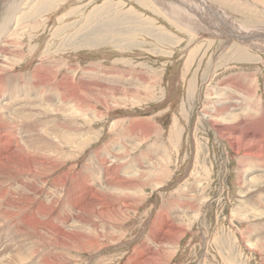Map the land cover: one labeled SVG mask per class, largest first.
<instances>
[{"label": "rangeland", "instance_id": "obj_1", "mask_svg": "<svg viewBox=\"0 0 264 264\" xmlns=\"http://www.w3.org/2000/svg\"><path fill=\"white\" fill-rule=\"evenodd\" d=\"M207 1L213 5H219L218 8L226 11V20L229 19L232 23L230 18L232 17L237 22L236 26L240 24L244 28H264V0ZM34 2L35 0L31 3L29 0H24L19 3V13L15 19H11L13 23L9 28L10 32H8L11 33L7 37V43L10 46H5V51H9L8 54H5L8 61L0 68L2 77L0 92L3 95L1 100L8 103L2 106L10 112L12 119L20 120L25 125L29 121L30 104H27L23 98H29L31 101V98L34 99L35 92L41 90L38 87L34 88L30 83L37 79L34 75L36 70L42 71L40 59H52L57 63V67L54 68L55 73L45 70L48 71L46 78L49 83L54 77H62L63 73L60 72L65 71L71 63L77 65L76 77L81 75L82 68L90 64L92 73L96 75L94 80L98 81L97 85H120L124 81L119 79L121 75L130 79L129 76L132 77L134 72H138L144 78L146 77L152 91L147 95L143 86L142 92L147 96L142 95L134 99L124 95L122 91L116 95L118 98L111 94L103 97L105 103L98 101L97 98L94 99L99 116L92 114L93 129L88 135L92 144L84 150L83 154L87 155L91 149L99 150V154H101V151L104 152L102 145L113 135L116 138L118 137L116 135L120 133H139L138 136L140 133H151L150 137L139 146L154 149V152L150 153L155 159V166L160 169L155 170L156 184L150 183V186H146L142 191V197L145 196V198L138 205L140 208L138 206L130 207L126 214L120 215L118 220L108 224L107 232L98 236L99 246H94V249L88 252L71 251L72 254L69 252L65 258H71L72 264H122V262L128 261L134 253L142 251L144 246H150L155 248V264H264V192L262 193L264 179H254L251 187H247L248 190H241L236 180L237 174H235L238 173L237 170L241 164L237 162V154L228 147L226 139L217 137L216 132L200 113L202 105L208 100L207 93L214 84L210 82V78L214 82H219L229 75L238 76L236 88L241 90L254 77L257 79L258 87L263 88V51L252 47L247 48L243 43H238L236 39L227 44L228 40L224 39L226 37H200L199 34L184 28L183 24L175 21L174 17L172 19L165 14L162 7L155 3V0H140L137 1L138 3L135 0H66L65 2L63 0L60 6H58V2H51L46 6H41L43 9L38 6V3L36 4L37 0ZM105 2L110 5V8L100 9ZM35 4L36 9L40 8L36 13V9L35 11L32 9ZM7 5L3 1L0 2V13ZM213 5L211 6L216 10L217 7L215 8ZM96 7L99 9L97 17H91V19L98 17H107V21L114 17L118 19L108 29L101 26L98 38H95L92 44L85 43V39L94 37L95 34H80L76 39L73 32L83 27L87 13L92 9L95 11ZM26 12L28 15L22 17V14ZM209 13L206 14V17L203 14L202 17L213 22L212 14ZM58 22L59 25H56ZM95 22L93 20L92 25ZM92 25L90 24V26ZM235 25L231 24L233 29H235ZM55 28L56 30H54ZM232 28L230 31H233ZM55 31L58 33L57 37L54 35ZM226 31H229V28ZM230 33L227 32V34ZM69 35H73L75 38L69 39ZM257 35L262 36L263 34ZM224 45H227V48L223 50L226 47ZM237 46L245 47L244 49L249 51L250 56L248 53L246 55L236 52L235 55L230 56L231 59L227 57L231 53V48L233 50ZM191 48H196L197 54L195 60L186 66V57ZM13 53H15L14 56ZM237 57L238 59H236ZM239 58H244V61ZM115 71H128L129 73H125L126 75L116 73L117 76H114ZM106 75L113 77L110 79ZM190 81L193 83L192 93L187 94V85ZM103 89L101 91H104ZM115 90L120 92L118 89ZM109 91V93L112 92ZM25 93L28 94L26 97L23 96ZM108 104L110 105L107 108ZM104 105L105 107H102ZM0 115L2 114L0 113ZM137 119L143 120L139 125L135 123L132 126L130 121ZM261 123H264V119ZM129 126L133 130L129 131ZM140 126H143L144 130H141ZM11 128L15 130L14 126ZM23 130L21 129V132ZM151 130L152 132H150ZM256 134L255 138L262 142L258 146L261 148L262 144L264 145V133L263 135L262 133ZM258 135L260 136L258 137ZM113 145V143L110 144L111 147ZM111 147L105 149L104 153H108ZM71 154L76 156L77 152L74 151ZM77 157L76 163H81L84 159L82 156ZM147 157L148 155L145 156V158ZM92 159H94V176H92L91 183L93 182V189L96 187L95 192L100 193L105 180L98 177L99 167L96 164L95 156ZM73 160H67L63 166L69 167ZM124 163H120L122 166L119 165L118 169H110L107 177L114 176L115 178L118 175L124 176L127 171L130 172L132 161L127 160ZM164 171L166 175H164ZM76 178L78 177H74V179ZM72 179L73 177H70V182ZM178 180L179 183H177ZM39 181L41 180L39 179ZM254 189L255 192H252ZM262 194L263 197L260 196ZM189 197L191 198L189 199ZM87 200L83 201L82 199L84 203L80 202L83 204H79L80 213L85 210L87 212L101 211V208L95 204L96 202L94 203L92 199ZM177 203L178 205H176ZM188 205L196 210L194 211ZM260 210H262V214ZM103 214L105 216L100 215L108 216ZM178 215L180 216L178 217ZM238 216L240 217L238 218ZM167 219H170V222ZM95 220L99 223L97 218ZM151 220L155 223L153 228L155 231L154 243L149 242L148 239ZM111 226H115V229ZM5 228H8L7 225L0 222V231H8ZM177 228L181 231L175 234ZM172 236L174 238L170 239ZM250 244L253 247L249 248ZM65 261V264H68V259Z\"/></svg>", "mask_w": 264, "mask_h": 264}, {"label": "bare ground", "instance_id": "obj_2", "mask_svg": "<svg viewBox=\"0 0 264 264\" xmlns=\"http://www.w3.org/2000/svg\"><path fill=\"white\" fill-rule=\"evenodd\" d=\"M1 1L8 5L7 7H4L3 11L0 13V68L8 61L5 54H8L9 51H5V46H10L7 43V37L11 34L8 33L10 32L9 28L13 23L11 19L17 17V13H19L20 10L19 3H22L24 0H0V2ZM29 1L31 3L34 0ZM37 1L38 2L35 0L36 4L38 3V6L43 9L41 6H46L51 2L57 3L59 0ZM65 1L66 0H64V2ZM137 1L140 0H135V2ZM178 1L180 0H155V3L162 7V11L165 12V14L171 18L174 17L176 19L174 20L183 24L184 28L197 35L199 34L200 37H226L224 39L228 40V42L226 41L227 44L230 43L231 40L236 39L238 40V43L241 42L246 45L245 47H252L253 49L261 50L264 53V28H244L240 24L236 26L235 24H237V22H235L232 17H230L232 23L229 19L226 20V11L218 8L219 5H213L207 0H189V2H187V0H182L180 3ZM62 3L63 0L59 1L58 6ZM36 4L32 8L34 11L37 8ZM211 5L215 8L217 7L216 10ZM40 8L36 9L35 13ZM104 8L109 9L110 5L105 2L100 9L103 10ZM94 9L96 10L93 11L92 9L87 13L83 27L73 32L76 39L80 34H95L94 37L92 36L85 39V43L90 44L95 41V38H98L101 26L108 29L110 25L118 19L116 17L109 18L111 20L108 19V21L106 20L107 17L91 19V17H97L96 14L99 12L98 7ZM208 11L212 14L211 16L214 20H211H213V22L205 20L202 17L203 14L206 17V14L209 13ZM27 15V12L23 13L22 17ZM63 19L65 20L66 18ZM93 20L96 22L92 25ZM58 21L60 22L61 20ZM59 22L56 25H59ZM90 24L92 26H90ZM231 24L236 26L235 29L232 28L233 26H231ZM88 26L90 27L88 28ZM225 26L229 28V31H226L228 28ZM57 28L62 29L60 27ZM230 28H232L233 31H230ZM54 30H56V28ZM57 31L54 32L55 37L58 35V33H56ZM227 32L231 33L227 34ZM260 33L263 35H257ZM74 36L69 35L68 38H72L73 40ZM224 46L226 47H224L223 50L227 48V45ZM244 48L238 46L233 50L231 48V53L228 54L227 57L230 58V56L235 55L236 52L246 55L249 54L250 56L249 51ZM254 52L256 51L254 50ZM196 54V48H191V50H189L185 61L186 66H189L190 62L195 60ZM14 55L15 53H13V56ZM236 59H238V57ZM40 61L42 71L36 70L34 75L37 79L34 81L32 80L30 83L34 88L38 87V89L41 90L35 92L36 94L34 93V99L32 100L31 98L32 102L29 98H23L27 104H30L29 121L26 125L20 120L11 118L10 112L5 110L2 106L3 104L8 103L1 100L3 95L0 92V113L2 114L0 115V222L8 227L5 228L8 231H0V264H65V260L67 259L68 264H72L71 258L67 257L66 259L65 255L69 252L72 254L71 251L76 252L83 250L84 252H88L94 249V246H99L98 236L105 234L108 228L107 225L118 220L120 215L126 214L130 207L136 208L140 204L145 198V196L144 198L142 197V191H144L145 187L150 183L152 185L156 184L155 170L157 168L160 169L155 166V159H153L150 153L154 149H149V147L146 149L139 146L143 141L150 137L151 133H140L139 136V133H120L119 135H116L118 136L116 138H120V140H117L113 135L102 145L103 151L105 152V149L111 147V143L114 144L113 147L109 149L108 153L101 151V154H99V150L91 149L87 155L83 154L84 150L89 148L92 144L88 136L93 129L92 114L94 113L95 116L99 114V111H96L94 99L97 98L98 101L103 102V100L105 101L103 97H107L109 94L116 96L122 91L124 95L134 99L141 97L142 95L147 96L148 93L151 94L152 91L151 86L149 87L150 83L147 81L146 77L144 78L142 74L134 72L132 77L129 76L130 79L121 75L119 79L121 78L124 81H122V84L120 85H97L98 81L94 80L96 75L92 73L90 64H87L82 68L81 75L76 77L75 72L78 70L77 65L71 63L66 67L65 71L60 72L61 74L63 73L62 77H54V79L51 80L52 82L49 83L46 78L48 74L47 72L51 70L55 73L54 68L57 67V63L52 59H40ZM59 69L61 70V68ZM116 73L126 75L125 73L129 72L115 71L113 73L114 76H117L115 75ZM107 75L106 77H108ZM221 76L223 77V74H221ZM110 77L113 76H109L108 78ZM238 79V76L234 75H229V77L224 80L222 79L219 82H214L213 79L210 78V82L214 84H212L207 93L208 100L202 105L200 113L204 120H206L210 127L216 132L217 137L219 139H226L228 147L234 151H232L233 153L237 154V162L241 164L239 170L236 168L238 171V173H235L237 174L236 180L241 187V190L246 191L248 190L247 187H251L254 179H264V145L262 144L263 148H258L262 142L255 138L257 137L256 133H262V135L264 133V123H261L264 119V84L263 88L258 87L257 79L252 77V80L240 90L236 88ZM1 80L2 77L0 76V82ZM143 86L146 89L147 95H144L142 92V88H144ZM192 87L193 83L190 81L187 85V94L192 93ZM101 89L104 91H101ZM107 89L112 92L109 93L110 91ZM115 89H118L120 92ZM259 90H261V93H259ZM26 95L28 94H23L24 97H26ZM116 98H118V96H116ZM109 105L110 104H108L107 108ZM102 107H105V105ZM143 119L132 120L130 121V124L132 126L135 123L136 125H139ZM12 126L15 127V130H12ZM143 128L144 127L142 126L141 130H144ZM21 129L23 132H21ZM128 129L129 131L133 130L130 126ZM150 132H152V130ZM259 136L260 135H258V137ZM261 137L263 138V136ZM74 151L77 152L76 156H72L71 154ZM147 155L148 157L145 158ZM77 156H82L84 158L83 161L81 160V163L75 162ZM93 156H95L96 164L99 167L98 177L103 181L105 180L104 187L101 186V189H103L100 193L95 192L94 189H96V187L93 189V182L91 183L92 176H94ZM67 160L73 161L70 163L69 167L65 168L63 165ZM127 160H129V162L130 160L132 161V170L127 163L130 172L125 168L127 172H125L124 176L118 175L115 176V178L114 176L112 178L107 177L110 169H118L119 165L122 166L120 163H124V161ZM158 161L160 163V160ZM119 169L121 170V168ZM166 170L169 171L168 169ZM166 172L163 174L166 175ZM70 177H73L71 182L69 180ZM74 177L78 178L74 179ZM39 179L41 181H39ZM179 180L177 183H179ZM195 181L197 182V180ZM262 187L264 188V186ZM252 192H255V189ZM263 192L264 191H262V193ZM43 194H45V196H43ZM258 196L256 195V197ZM260 196L263 197V194ZM190 198L191 197H189V199ZM82 199L83 201L92 199L94 203L96 202L95 204L101 208V211L98 210L100 213L97 212V210H89L90 212L85 210V212L82 211L83 213H80L79 210L81 209L79 204H82L80 203ZM257 199L253 200L256 201ZM176 205H178V203ZM189 207L192 208V206ZM82 208L84 209V206ZM260 211L262 214V210ZM103 213L107 214L109 217H104L105 215ZM100 214L104 216H101ZM179 216L180 215H178V217ZM239 217L240 216H238V218ZM95 218H97L98 222L101 224L97 223ZM151 223V228L150 230L148 228L149 233H147L149 242L154 243L155 231L153 228L155 227V223H153L152 220ZM156 224L158 225V222ZM112 228L115 229V226ZM180 231L181 230L177 228L174 233L177 234L180 233ZM254 232L256 231L254 230ZM144 237L146 239V236ZM172 238H174V236L170 239ZM250 246L251 244L249 245V248L253 247ZM126 261L122 262V264H155V248L144 246L142 251H138L136 254L134 253L131 258H129L127 262Z\"/></svg>", "mask_w": 264, "mask_h": 264}, {"label": "crops", "instance_id": "obj_3", "mask_svg": "<svg viewBox=\"0 0 264 264\" xmlns=\"http://www.w3.org/2000/svg\"><path fill=\"white\" fill-rule=\"evenodd\" d=\"M179 2V1H178Z\"/></svg>", "mask_w": 264, "mask_h": 264}]
</instances>
